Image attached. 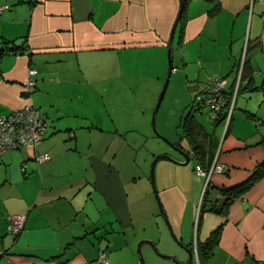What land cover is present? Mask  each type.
Wrapping results in <instances>:
<instances>
[{"label": "crops", "instance_id": "crops-1", "mask_svg": "<svg viewBox=\"0 0 264 264\" xmlns=\"http://www.w3.org/2000/svg\"><path fill=\"white\" fill-rule=\"evenodd\" d=\"M2 6L0 48L5 41L15 50L0 57V114L32 103L47 131L35 148L0 152V250L8 256L0 264H102L100 251L110 264L174 263L159 262L149 245L142 246L141 262L140 240L152 241L179 264H264V177L225 214L205 212L198 228L195 224L207 186L221 206L220 190L245 182L264 163V0H220L213 16L212 4L190 0L183 29L176 27L170 77L185 91L184 103L208 91L210 79L224 80L232 90L247 48L249 63L235 98L236 106L245 89L242 109L215 132L213 159L226 172L206 181L173 170L160 180L161 215L169 228L161 224L151 193L127 184L107 154L119 137L106 129V121L124 109L119 89L125 78L142 74L140 66L150 67L158 80L167 76L164 56L181 0H0ZM133 54L138 63L127 60ZM30 67L36 83L26 95ZM240 118L252 122L245 126ZM207 119L211 127L205 128L213 130ZM44 153L50 161L37 164L35 156ZM192 160L194 168L200 164ZM15 215L26 216L17 237L7 233ZM219 225L212 255L199 260L196 242ZM168 230L180 246L164 239Z\"/></svg>", "mask_w": 264, "mask_h": 264}, {"label": "rangeland", "instance_id": "rangeland-1", "mask_svg": "<svg viewBox=\"0 0 264 264\" xmlns=\"http://www.w3.org/2000/svg\"><path fill=\"white\" fill-rule=\"evenodd\" d=\"M173 56L175 59V65H177L176 62H179V52L175 49V47ZM130 57H132L131 61L136 58L135 63L139 62L138 57L135 54L127 57V60H129ZM164 57L167 65L168 51H166ZM157 67L160 68L158 64ZM138 71H142V74H136L132 77L125 78L124 82L126 83V86L119 89V93H122V97H125L126 100L124 109L119 113L113 114L112 112L110 114V120L108 122L106 121V129L112 133H116L118 131V135L116 136L119 137L117 139L118 141L115 139L113 142V137L115 135H109L113 145L109 148V152L107 154L110 158L114 159L115 166L120 170L121 175L125 181H127V184L135 189H138L139 192L149 191L151 193L154 198V205L158 210V216L162 218L161 224L169 228L168 220L164 219L161 215L162 203L159 197L158 187L161 185L160 180L168 175H171L173 170H176V173L181 175V177H187L188 173L195 175V161L192 160L188 164L179 165L178 163L181 162L180 160L183 161L184 158L170 143H176L179 141L181 134V120L185 115H187L191 106H195L196 103L193 101L192 97L186 103L182 101L185 91L182 89L181 84H178V86L174 85L175 79L172 75L156 114L155 128H153L152 113L167 76L163 79L161 78V80L156 79L155 73L150 69V67L142 68L140 66ZM244 90L245 89H242L240 93V102L242 94H244L242 93ZM179 99L181 100L180 104ZM240 102L233 109L235 112L234 120L237 119L236 117L240 112L239 110L242 109L240 107ZM143 103L146 105L145 107H142ZM140 106L145 109V112L139 110ZM209 115L210 112L207 108H202V115L197 114V118L203 122L205 127L208 128L211 127V124L207 119ZM246 122L252 121H247L243 118L239 119V123H243L245 126L247 125ZM225 126H223L222 129H224ZM121 144H123V146ZM119 145L121 146L119 147ZM162 155L167 156L168 159H159L157 161L154 168L153 186L150 179L152 162L155 157ZM189 168L192 170H189ZM211 199L213 200V196ZM7 233L12 235L8 232V230ZM167 234V237L165 234L164 239L172 242L174 241L173 243L179 245V242L176 241L169 230ZM191 235L193 236V239L196 237V231H194V229L193 233L191 232ZM138 243L136 244V247L138 246ZM156 248L161 255L171 256L170 254L162 253L158 246H156ZM158 257V260H160L159 262H171L159 255ZM174 263L179 264L177 261Z\"/></svg>", "mask_w": 264, "mask_h": 264}, {"label": "built area", "instance_id": "built-area-1", "mask_svg": "<svg viewBox=\"0 0 264 264\" xmlns=\"http://www.w3.org/2000/svg\"><path fill=\"white\" fill-rule=\"evenodd\" d=\"M6 8V6L0 7V12ZM242 64L239 65L236 71L235 87L232 92H229L226 88L224 80L215 78L210 79V89L202 94H197L194 98L196 105L194 107L207 108L210 112V119L215 120L223 113L226 117V126L228 125L232 111L234 108V102L237 94V88L242 73ZM173 71H175L173 69ZM36 83V71L34 68L28 69V76L24 86V93L31 95L35 90ZM229 106L226 109V105ZM47 131V125L41 111L34 107L32 103H28L23 107L10 111L7 114H0V152H8L13 150H19L25 146H37L39 145ZM37 164H42L50 161V156L46 153L37 154L35 156ZM25 166H23V169ZM197 176L203 177L209 180L213 174H223L226 172L224 165L218 162L215 157L209 168H202L197 165L194 168ZM26 221L25 215H15L12 217L7 230L14 237L18 236L24 229ZM197 222V220H196ZM196 224V223H195ZM195 256L197 257V251L195 249ZM98 261L102 264H110L103 251L98 254Z\"/></svg>", "mask_w": 264, "mask_h": 264}, {"label": "trees", "instance_id": "trees-1", "mask_svg": "<svg viewBox=\"0 0 264 264\" xmlns=\"http://www.w3.org/2000/svg\"><path fill=\"white\" fill-rule=\"evenodd\" d=\"M189 1L190 0H183V11H182V15L180 16L179 21H178V26L181 29H183V26H184V16H185L184 13L186 11V6H187ZM205 1L212 4V7L208 10V14L210 16L217 14L219 9H220V6H219L220 0H205ZM181 32L182 31H180V33ZM2 44H3V47L0 48V57H2V55H4V54L10 53V52L15 50L12 47H7L8 43L5 41H3ZM4 45H6V46H4ZM248 63H249V59H248V48H247L246 52L244 53L243 64H242V73H241V77L239 80L237 92L240 90V83H241V80L244 76L245 70L248 66ZM233 88L234 87H232V90H233ZM232 90H230L229 92H232ZM198 94H202V93H198ZM195 96H194V98H195ZM194 98H193V101H194ZM228 106H229V103L226 105V109ZM234 107H235V102H234ZM197 114L202 115V109L198 108V107L191 106V109L189 110L187 115H185L182 119L181 134L179 137V141L174 143V144L176 146H178L179 148L187 151L189 156H190V160L191 159L196 160L197 162L200 163L198 165H200L202 168L207 169L210 167V165L213 161L214 154H215V149H216V145H215V141H214L215 132L218 129V127H220V126L223 127L225 125V121H226L225 114L226 113H223V115H221L217 119L212 120V122L214 124V128H213V130H210V131H208L205 128L204 124H202V122L197 118ZM231 118H232V115H231ZM209 119H210V117H209ZM229 123H230V121H229ZM229 123H228V125H229ZM32 147L35 148L36 146H32ZM13 151H17V150H13ZM207 159L210 160V162L207 164L208 166L204 165V162ZM22 169H23V166H22ZM262 177H264V163L259 164L256 167V169L254 170L253 174L250 176V178L248 180H246L245 182H243V183H241V184H239L233 188H230V189L220 190L222 195L224 196L225 200L221 204V206H218V207L216 206L217 201L214 199L212 200L210 198V190L207 186L203 192V195H202L196 227L197 228L199 227L200 222L202 220V216L205 212L225 214L226 210L228 209L229 205L234 201V199L240 197L242 194H244L246 191H248ZM210 203H212L211 206H210ZM221 229H222V225H219L210 233V235L208 236V238L205 241H203V242L197 241L196 242V250H197V256H198L199 260L202 257L203 258H209V256L212 255V251H213L214 247L218 244ZM15 237H17V236H15ZM0 258L8 259V256H7L5 251L0 250Z\"/></svg>", "mask_w": 264, "mask_h": 264}, {"label": "water", "instance_id": "water-1", "mask_svg": "<svg viewBox=\"0 0 264 264\" xmlns=\"http://www.w3.org/2000/svg\"><path fill=\"white\" fill-rule=\"evenodd\" d=\"M182 10H183V0H181L180 14L178 15V18H177V20H176V22H175V24H174V27H173V29H172L171 36H170V44H169V47H168V65H169V66H168V67H169V68H168V74H167V77H166V79H165V82H164L163 88H162V90H161V92H160V95H159L158 101H157V103H156V106H155V108H154V110H153V113H152V126H153V128H155V117H156V114H157L158 109H159V107H160L161 101H162V99H163V97H164V94H165V92H166L167 86H168V84H169L170 75H171V72H172V63H171V55H170V54H171V49H172V41H173V37H174V34H175V30H176V27H177V25H178V21H179V18H180V16H181ZM170 144H171V145H172L177 151H179L180 154L183 156V158H184V162H183L182 164H188V163L190 162V156H189L188 152L185 151V150H183V149H181V148H179V147L176 146L174 143H170ZM159 159H168V157L165 156V155H162V156H157V157L154 158V160H153V162H152V166H151V176H150L151 183H152L153 186H154V168H155V165H156V163H157V161H158ZM161 213L164 214V212H163L162 209H161ZM166 221H167V220H166ZM143 245H149V246L152 248V250H153L157 255L161 256V257L164 258V259L172 260V261H174V262L177 261V260H176L174 257H172V256L161 255V254L158 252V250H157L155 244H154L152 241L142 240V241H140V242L138 243V246H137V251H138V253H139V258H140V261H141V262H144V260H143V256H142V246H143ZM186 251H187V253H188V255H189V258H190V257H191V253H192V251H191L190 249H186Z\"/></svg>", "mask_w": 264, "mask_h": 264}, {"label": "flooded vegetation", "instance_id": "flooded-vegetation-1", "mask_svg": "<svg viewBox=\"0 0 264 264\" xmlns=\"http://www.w3.org/2000/svg\"><path fill=\"white\" fill-rule=\"evenodd\" d=\"M197 220V219H196ZM196 226H197V222H196Z\"/></svg>", "mask_w": 264, "mask_h": 264}]
</instances>
